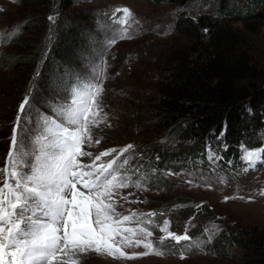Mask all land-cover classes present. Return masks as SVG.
Here are the masks:
<instances>
[{"label": "rangeland", "instance_id": "374dc122", "mask_svg": "<svg viewBox=\"0 0 264 264\" xmlns=\"http://www.w3.org/2000/svg\"><path fill=\"white\" fill-rule=\"evenodd\" d=\"M61 1L54 2L55 12L47 13L48 19L55 18L54 21L49 19L48 39L54 42L56 31L62 32L60 21L69 26L78 21L90 23L91 29L83 28L73 38L76 45H72L77 47L76 51L71 46L66 48L72 54L75 53L73 60L45 61L41 73L43 77L36 80L34 106L46 107L50 98L64 90L68 74L58 72L62 66L66 67V71L69 68L83 69L84 63L89 61L88 57L97 52L96 44L100 40V46L113 49L109 55L107 78L101 97L103 113L107 114L108 119L93 133L94 139H100L101 142L94 147H86V150L95 155L110 148L134 145L132 151L138 154L134 164L131 162L126 171L135 170L133 180L142 182L143 189H148L129 187L120 190V194L114 197L119 202L117 211H160L166 202L178 200L174 202L173 210L164 211L162 220H169L170 231L176 230L173 231L176 234L185 228L193 230L195 235L199 232L192 242L193 245L196 242L198 248L185 252L183 259L179 250L170 249L167 252L168 248L165 247L163 256L117 260L106 254L94 255L88 264H260L258 256L252 252L223 242L219 232L223 228L228 232L229 229H238L245 235H253L264 241V155L254 164L247 160L245 163V152L241 150L238 158L234 155L235 158L226 160L219 153V149L224 148L220 135L212 139L215 148L191 145L194 140L189 139L184 144H170L173 150L161 162L156 153L162 144H168L171 140L167 137V129L152 119L154 106L159 100L162 75L167 70L166 65L174 50L195 47L192 40L174 26V22L184 12L195 17L198 5L193 1L179 6L157 0H66L70 3L67 9L70 16L63 19L59 9L62 7ZM37 5L24 0H0V167L4 163L17 105L26 90L27 74L21 64L30 61L33 50L43 39H39L37 25L29 26L32 16L39 12L34 7ZM212 5H201V8L207 12ZM120 8H128L133 14L123 28L116 19L123 17V13L116 12ZM262 23L261 20L251 19L245 24L237 21L235 25L244 33L253 57L262 66L264 74ZM125 29L131 38L120 41L119 34ZM15 39L22 41L21 47L14 43ZM48 39H45L47 44ZM112 39H116V43L110 44ZM55 44L52 51L56 52ZM60 51L61 56H66L65 49ZM255 140L260 141V144L248 149H264V129ZM187 149L190 153L186 152ZM126 193L138 195L125 200L122 197ZM226 197L231 199L226 200ZM134 212L140 219L136 223L134 217L132 222H126L127 227H145L152 231L153 236L148 239L156 246L165 245L171 240L160 232L163 223L158 220V215L148 217L141 216L144 213L137 210ZM149 219L153 221L152 228L144 223ZM205 225L207 227L202 228ZM227 235L229 238L230 233ZM161 237H165L163 244L160 243ZM170 245L179 246L175 241ZM125 251L143 253L146 249L141 246Z\"/></svg>", "mask_w": 264, "mask_h": 264}, {"label": "snow or ice", "instance_id": "6c2138e0", "mask_svg": "<svg viewBox=\"0 0 264 264\" xmlns=\"http://www.w3.org/2000/svg\"><path fill=\"white\" fill-rule=\"evenodd\" d=\"M116 12L123 13V17H116L123 28L133 14L128 8ZM120 38L131 37L125 29ZM109 43H116V39ZM102 93L103 86L98 83L74 89L70 105L53 101L48 113H35V120L29 96L19 105L10 151L0 168V264H88L94 255L132 260L165 254L148 239L152 231L125 226L134 217L139 221L137 213L123 215L117 211L119 202L114 197L120 190L144 188L142 182L133 180L135 170L126 171L129 160L120 159L134 145L110 148L97 155L86 150L101 142L93 133L108 119L103 113ZM262 155L264 149H245L244 159L254 164ZM110 156V160L102 159ZM143 215L155 217L157 213ZM170 226L165 219L159 230L176 244L188 241L189 247L193 246L187 228L183 234H176ZM141 246L146 249L143 253L125 251ZM180 256L184 258L183 251Z\"/></svg>", "mask_w": 264, "mask_h": 264}, {"label": "trees", "instance_id": "16d2710c", "mask_svg": "<svg viewBox=\"0 0 264 264\" xmlns=\"http://www.w3.org/2000/svg\"><path fill=\"white\" fill-rule=\"evenodd\" d=\"M55 1L24 0L38 4L34 7L39 12L32 16L29 26L37 25L39 39L43 37L33 50L34 55L30 61L24 60L21 64L27 74L25 93L30 92L31 87L36 90V80L41 77L46 60H73L75 53L72 54L66 48L71 46L76 51L73 38L78 35L79 30L91 29L90 23L78 21L69 26L60 21L62 32L56 31L54 42L48 39L51 23L47 13L56 11ZM157 1L179 6L193 1L198 5L195 17L184 12L174 22V26L191 39L195 47L190 50H174L161 78L159 100L154 106L152 119L167 129V137L171 140L168 144H160L156 152L160 156L158 161L165 160L166 154L173 150L169 147L170 144L180 145L192 139L194 142L191 145L205 146L206 142L219 134L226 145L222 151L225 158H235L234 155L241 145H259L260 141L255 138L264 129V74L262 66L253 57L244 33L237 28L235 22L245 24L247 20L256 19L264 23V0ZM61 2L60 13L63 19L68 18L70 15L67 9L70 3L66 0ZM211 3V10L204 12L201 5L208 7ZM57 39L58 43L61 42L59 46ZM14 41L19 47L22 46V41ZM54 44L57 47L56 52L52 51ZM62 49H65L66 56H61ZM70 70L72 69L69 68ZM61 71L62 74L69 72L65 66L58 70ZM35 93H32L33 103ZM186 152L190 153L188 149ZM176 201L178 200L166 202L162 209H172ZM226 230L223 228L219 232L223 242L252 252L258 256V262L264 264L263 240L253 235H245L238 229H229V232ZM227 233H230L229 238Z\"/></svg>", "mask_w": 264, "mask_h": 264}, {"label": "bare ground", "instance_id": "6f19581e", "mask_svg": "<svg viewBox=\"0 0 264 264\" xmlns=\"http://www.w3.org/2000/svg\"><path fill=\"white\" fill-rule=\"evenodd\" d=\"M245 163H247L246 160H245Z\"/></svg>", "mask_w": 264, "mask_h": 264}]
</instances>
